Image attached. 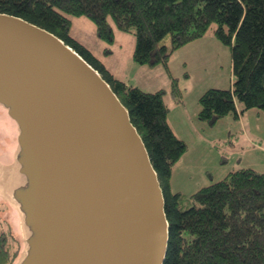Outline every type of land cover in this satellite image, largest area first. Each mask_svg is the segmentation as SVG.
Masks as SVG:
<instances>
[{"label":"water","instance_id":"95a60500","mask_svg":"<svg viewBox=\"0 0 264 264\" xmlns=\"http://www.w3.org/2000/svg\"><path fill=\"white\" fill-rule=\"evenodd\" d=\"M0 108L15 143L0 202L16 214L13 264H164L169 221L130 113L77 50L0 13Z\"/></svg>","mask_w":264,"mask_h":264},{"label":"trees","instance_id":"16d2710c","mask_svg":"<svg viewBox=\"0 0 264 264\" xmlns=\"http://www.w3.org/2000/svg\"><path fill=\"white\" fill-rule=\"evenodd\" d=\"M0 13L63 39L101 73L128 109L164 193L169 221L164 264H264V172L242 167L189 196L173 193V169L188 145L169 124L165 91L128 85L71 32L73 18L86 17L98 37L113 44V22L135 36L136 63L167 66L177 50L215 25L217 39L231 47L234 80L230 89L211 88L200 97L199 118L213 124L231 113L237 116L238 102L244 109L264 110V0H0ZM167 35L170 46L161 44ZM171 78L172 93L180 97L179 83ZM15 241L16 247L12 232L0 230V264H13L18 257Z\"/></svg>","mask_w":264,"mask_h":264},{"label":"rangeland","instance_id":"374dc122","mask_svg":"<svg viewBox=\"0 0 264 264\" xmlns=\"http://www.w3.org/2000/svg\"><path fill=\"white\" fill-rule=\"evenodd\" d=\"M112 24L116 35L113 44L102 41L95 24L86 17H74L71 32L112 72L123 76L128 85L145 92L165 91L168 121L177 137L188 145L187 154L173 169V193L189 196L243 166L264 172V110L244 109L238 102L237 116L231 113L213 124L199 118L200 97L211 88L230 89L234 80L231 47L217 39L215 25L196 44L192 42L177 50L167 66H148L132 59L135 36ZM161 44L170 46L171 36L164 37ZM171 76L179 83L180 97L172 93ZM14 143L13 121L0 108V159L9 158ZM16 220V214L0 202V230L12 232L14 247L15 240L20 246Z\"/></svg>","mask_w":264,"mask_h":264},{"label":"crops","instance_id":"0c3cea01","mask_svg":"<svg viewBox=\"0 0 264 264\" xmlns=\"http://www.w3.org/2000/svg\"><path fill=\"white\" fill-rule=\"evenodd\" d=\"M198 41H199V40H196V41H194L193 43L196 44ZM191 43H192V42H191ZM194 44H193V45H194ZM166 45H167V44H166ZM87 48H88V47H87ZM88 49H90V48H88ZM90 50H91V49H90ZM91 51H92V50H91ZM133 52H134V51H133ZM133 52H132V53H133ZM100 59H101V58H100ZM132 59H133V57H132ZM133 60H134V59H133ZM101 61L103 62V60H101ZM134 64H135V63H134ZM105 65H106V64H105ZM130 66H132V65L130 64ZM149 70H154V69H149ZM113 73H114L117 77H119V78H121V79H123V80H126V79H125L123 76H121L120 74H117L116 72H113ZM169 124H170V126H172V124H171L170 122H169ZM172 129H173V128H172ZM173 131H174V130H173ZM186 154H187V153H186ZM186 154H185V155H186ZM185 155H184L183 157H185ZM183 157H182V159H181L180 161L183 160ZM180 161H179V162H180ZM243 167H247V166H243ZM240 168H242V167H240ZM238 169H239V168H238ZM232 171H233V170H231L230 172H232ZM230 172H229V173H230ZM229 173H228V174H229ZM171 190H172V188H171Z\"/></svg>","mask_w":264,"mask_h":264}]
</instances>
